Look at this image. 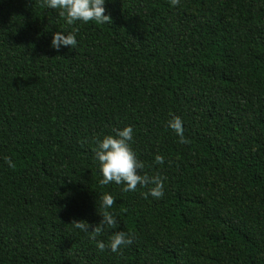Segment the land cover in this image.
I'll return each mask as SVG.
<instances>
[{
  "label": "trees",
  "instance_id": "obj_1",
  "mask_svg": "<svg viewBox=\"0 0 264 264\" xmlns=\"http://www.w3.org/2000/svg\"><path fill=\"white\" fill-rule=\"evenodd\" d=\"M105 8L67 25L44 0H0V264H264V0ZM73 28L75 48L50 46ZM125 125L161 198L99 183L96 140ZM103 192L101 250L74 221L98 224Z\"/></svg>",
  "mask_w": 264,
  "mask_h": 264
},
{
  "label": "clouds",
  "instance_id": "obj_2",
  "mask_svg": "<svg viewBox=\"0 0 264 264\" xmlns=\"http://www.w3.org/2000/svg\"><path fill=\"white\" fill-rule=\"evenodd\" d=\"M179 0H171L172 5H176ZM106 0H44L45 7L58 11V15L63 17L67 25H74L76 22L87 23L94 21L99 24L110 22V15L106 13ZM61 30L52 33L50 46L56 50L61 47L75 48L77 45L76 32ZM168 127L175 131L179 136L180 142H185L183 135V121L175 114H170L167 121ZM133 127L125 125L122 128H114L111 133L104 134L96 140L94 148L95 159L98 162L101 185H108L111 182L123 185V191H135L137 185L147 187V191L142 193L146 198L150 195L154 198H161L164 195V179L159 175H149L141 170L144 163L138 159L133 147ZM8 167L14 168L15 163L9 156L3 157ZM156 163H163L164 156L157 154L154 158ZM115 198L109 192H103L100 197V207L103 209L101 219L89 231V224L84 220L75 222V227L81 231L90 233V238L96 237L104 231L107 225L113 228L117 224L116 216L110 211ZM133 241L132 234L126 231H115L110 235L107 247L111 251L117 252L122 245H129ZM96 245L103 250L106 245L103 240H96Z\"/></svg>",
  "mask_w": 264,
  "mask_h": 264
}]
</instances>
